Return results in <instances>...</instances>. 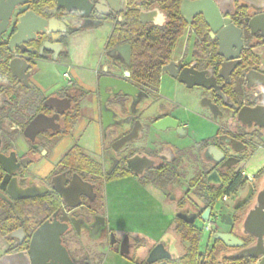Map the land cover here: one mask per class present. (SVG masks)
<instances>
[{"label": "flooded vegetation", "instance_id": "1", "mask_svg": "<svg viewBox=\"0 0 264 264\" xmlns=\"http://www.w3.org/2000/svg\"><path fill=\"white\" fill-rule=\"evenodd\" d=\"M88 1L0 0V264H102L115 254L172 264L188 247L182 241L177 257L171 250L173 221L201 236L200 223L212 241L217 232L241 240L223 243L216 264L247 257L240 251L255 238L243 222L264 189V163L253 166L264 153V27L248 21L264 13V0H205L241 30V41L229 39L233 49L219 46L202 13L183 14V0L173 16L167 4L177 0H125L118 9ZM133 9L159 40L168 28L179 34L167 52L112 43ZM148 11L156 13L142 22ZM109 25L97 45L83 37ZM125 44L129 53L119 50ZM175 179L181 185L166 198ZM144 195L166 205L159 237L141 227L152 221L147 212L139 229L121 225ZM158 244L170 257L148 263Z\"/></svg>", "mask_w": 264, "mask_h": 264}, {"label": "water", "instance_id": "2", "mask_svg": "<svg viewBox=\"0 0 264 264\" xmlns=\"http://www.w3.org/2000/svg\"><path fill=\"white\" fill-rule=\"evenodd\" d=\"M243 1L252 4L254 0ZM188 7H191L194 12L202 13L204 15L205 20L209 25L210 31H212L213 33H217L219 46L221 48L233 49L235 46L229 43V39L233 36H235L236 39L241 41V30L232 23L224 25L223 18L218 12L214 2L208 1L207 4L205 0H183L181 4V12L185 14V11ZM155 13V11L141 12L140 20L142 22H146L149 19L148 17H152L153 15H155ZM248 25L252 29L261 30L264 27V13H259L251 17L248 21ZM121 49H124L126 52L129 53L130 46L128 44H125L119 47V50ZM22 195L28 196L29 194L23 193ZM207 213L204 215L205 220L207 218ZM226 218L228 219L226 223L229 224L230 217L226 215ZM189 222L192 223L193 219H190ZM243 227L245 233L250 234L255 238V243L245 248H242L239 255L256 258L258 260V264H264V189L259 193L256 204L245 217ZM216 238L221 240L226 246L229 247H235L242 243L241 240L226 232H217ZM123 252L124 248L121 247L120 253L122 254ZM169 257L170 253L166 249H164L162 244H158L154 248H152V250L148 254L147 262L152 263L159 259H167ZM47 258H54V255H48ZM160 264L170 263L162 261Z\"/></svg>", "mask_w": 264, "mask_h": 264}, {"label": "trees", "instance_id": "3", "mask_svg": "<svg viewBox=\"0 0 264 264\" xmlns=\"http://www.w3.org/2000/svg\"><path fill=\"white\" fill-rule=\"evenodd\" d=\"M128 3L134 2L135 0H127ZM177 0L173 6L167 4L168 12L171 16L177 13L178 10ZM246 12L242 9L240 13V22H243ZM125 20L130 22V26L127 29L116 28L113 30L110 40L113 44L116 42H128L131 44L133 53H160L167 52L174 44L176 37L179 34L170 33V29H167V34L164 36V40H159L160 33L153 28H145L141 25L138 20V10H130L129 12L123 13ZM201 32V29H200ZM231 187H228L220 191L217 196L221 197L226 194ZM183 234L181 240L188 243L186 253L181 257H178L172 261V264H216L220 257V250L225 245L218 238H214L211 245L204 251L199 249V243L201 240L200 230L195 226L186 225L183 226ZM255 258L251 257H240V258H224L223 264H252Z\"/></svg>", "mask_w": 264, "mask_h": 264}, {"label": "rangeland", "instance_id": "4", "mask_svg": "<svg viewBox=\"0 0 264 264\" xmlns=\"http://www.w3.org/2000/svg\"><path fill=\"white\" fill-rule=\"evenodd\" d=\"M110 3L112 4V6L116 9L120 8L123 6L125 0H109ZM110 31V25L109 26H103L101 29L95 31L94 33H87L84 34L83 37H85L87 39L88 42H94V45H97V37H99L101 34V32H103L104 34ZM89 34V35H88ZM80 59V57L78 56V53L75 51L73 53V61L78 62ZM60 71V68L58 70V72ZM57 72V74H58ZM48 74V73H47ZM56 74V70H53L51 73V76L53 77V75ZM46 75V73H45ZM45 77V76H44ZM48 77V75H47ZM46 78V77H45ZM199 130H201V128H199ZM92 132L95 133V131L90 130V135L92 134ZM264 163V153H257L253 166H257L259 164ZM187 177V175H186ZM175 184L173 186H169V187H164L163 191H165V196L166 198L169 197V194L171 192H175L178 190V186L181 185V182L179 179H175L174 180ZM145 196V195H144ZM146 202H140L136 207L139 208L140 210L134 214V216H132V219H120L121 220V225H126V227H131L134 228L135 224H137V229L140 228L138 219H139V215L144 213H150L149 219L152 221L150 223H143L141 227L148 229L149 228V224L150 227H154L155 228V236L159 237L160 235H162L164 233V230L166 229L168 223L170 222V219H168V216L166 214V205L163 204L161 201L159 202L158 199L156 198H148V196H145V200ZM149 203V204H148ZM156 212V213H155ZM155 213V214H154ZM148 216V215H147ZM148 219V220H149ZM143 221H147V218L142 216ZM199 222V221H196ZM177 226L178 229H172L173 226ZM198 226H200L202 228V234H201V241L199 243V249L203 250L205 248V244L206 242H208V244H210L212 242V235L213 233L210 232L209 234L207 233L208 231L204 230L203 226L200 225V223L197 224ZM209 226V223L207 224ZM144 228V229H145ZM183 225L178 222V221H173L171 227L169 228V230L167 231V234L169 236V240L170 243H172V245L170 246L171 250L175 252L176 257L182 255L185 250V248L183 247L185 243L182 244V238L181 235L183 234ZM102 264H133L128 260H125L124 258H122L120 255L115 254V255H111L107 258H105V256L102 259Z\"/></svg>", "mask_w": 264, "mask_h": 264}, {"label": "built area", "instance_id": "5", "mask_svg": "<svg viewBox=\"0 0 264 264\" xmlns=\"http://www.w3.org/2000/svg\"><path fill=\"white\" fill-rule=\"evenodd\" d=\"M226 196L224 195L223 198H225Z\"/></svg>", "mask_w": 264, "mask_h": 264}, {"label": "crops", "instance_id": "6", "mask_svg": "<svg viewBox=\"0 0 264 264\" xmlns=\"http://www.w3.org/2000/svg\"><path fill=\"white\" fill-rule=\"evenodd\" d=\"M185 248V247H184Z\"/></svg>", "mask_w": 264, "mask_h": 264}]
</instances>
